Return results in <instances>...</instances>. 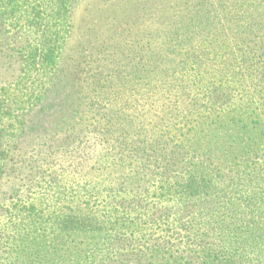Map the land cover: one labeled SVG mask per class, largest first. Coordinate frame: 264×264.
<instances>
[{
  "label": "trees",
  "instance_id": "obj_1",
  "mask_svg": "<svg viewBox=\"0 0 264 264\" xmlns=\"http://www.w3.org/2000/svg\"><path fill=\"white\" fill-rule=\"evenodd\" d=\"M56 3L0 39V264H264V0Z\"/></svg>",
  "mask_w": 264,
  "mask_h": 264
},
{
  "label": "rangeland",
  "instance_id": "obj_2",
  "mask_svg": "<svg viewBox=\"0 0 264 264\" xmlns=\"http://www.w3.org/2000/svg\"><path fill=\"white\" fill-rule=\"evenodd\" d=\"M81 1L83 2V0ZM56 2L57 0H0V39H6L4 37L1 38V36L5 34L9 37H15L17 41H20L18 42L20 46L26 45L28 47L27 42L30 43L29 47H31V45L34 47L38 44L41 50L48 49V53L51 52V47L49 45V43H51L53 47L52 52L54 50L55 53H60V51L63 53V50L66 49L63 42L60 44L57 37H54L56 34L52 33V30L54 29L51 20L52 18L49 17L47 27L43 23L40 24V20L43 17L48 18V16L53 13L52 9L55 5H57ZM37 11L41 14L38 18L36 16V14H38ZM67 28V25L64 23L58 25L57 27L62 35V41H64L63 36L67 33ZM53 37L55 40H52L53 42H48ZM9 47H11V45L7 46L4 41L0 40V88L2 86L5 87L8 95L7 102L4 101L5 106L0 105V131L18 133V125L16 124L15 116L13 113H9L6 109L10 104L15 108L22 106L28 93L27 90L29 88L28 83L30 82V79L23 80V83L14 84L12 73H5L4 69H6L9 55L13 54V51ZM42 53L43 52H41V54ZM47 75L48 74H45L43 76V79L41 80L42 84H46L45 81L47 80ZM54 89L57 90L56 88ZM60 90L61 89H59V91ZM45 118L46 116H42L41 118L44 120L42 121L43 123L46 122ZM54 123V120H52L46 129L48 130L49 128L51 131L54 127ZM88 240L90 242H94L90 239ZM82 246L87 247L86 244H82ZM89 246H91V244ZM101 247L103 248L104 246ZM80 254L84 255L82 258V264H89V261L93 259L92 251L88 252L86 248H84L83 251L80 250ZM87 254L88 257H86ZM161 262L162 261L157 262V259H154V264H159ZM90 263L92 264V262Z\"/></svg>",
  "mask_w": 264,
  "mask_h": 264
}]
</instances>
